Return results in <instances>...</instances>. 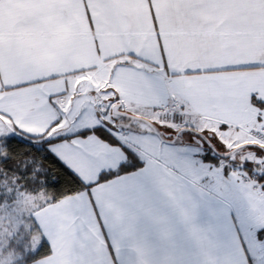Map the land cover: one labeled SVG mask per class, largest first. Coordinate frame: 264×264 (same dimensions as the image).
Listing matches in <instances>:
<instances>
[{
	"label": "crops",
	"instance_id": "crops-1",
	"mask_svg": "<svg viewBox=\"0 0 264 264\" xmlns=\"http://www.w3.org/2000/svg\"><path fill=\"white\" fill-rule=\"evenodd\" d=\"M81 83L103 87L111 115L117 103L149 128L183 123L166 133L264 127V0H0V138L69 136L47 148L90 185L32 210L34 249L44 239L51 253L22 264H254L230 202L194 176L213 165L198 152L179 164L126 135L142 165L98 182L126 154L76 133L101 127L126 145L94 106L63 132Z\"/></svg>",
	"mask_w": 264,
	"mask_h": 264
},
{
	"label": "rangeland",
	"instance_id": "rangeland-1",
	"mask_svg": "<svg viewBox=\"0 0 264 264\" xmlns=\"http://www.w3.org/2000/svg\"><path fill=\"white\" fill-rule=\"evenodd\" d=\"M102 89L103 87L99 88L95 83L88 86L78 85L75 97L78 96L81 102L80 104L72 102L73 107L70 110L72 114L64 115L66 122L63 132L74 131L84 126L86 110L91 106L99 110L97 112L102 123L108 121V128L117 129L115 124L118 113L115 110H112L115 115L109 113V103L104 98ZM166 117L167 114L160 115V119L154 122L161 128L158 129L160 135L147 125L128 118L123 119L130 122L129 125L119 128L117 134L124 136L123 141L127 140L126 135L133 136L130 142H134L141 149L158 156H167L172 162L179 164L187 163L188 158H192L190 154L197 152L199 154L203 148L219 156L220 153H225L220 156L219 166L216 164L203 166L204 164H201L203 162L200 161L199 165L202 168L199 167L193 174L230 202L237 228L254 257V264H264V248H261V245L264 246V189L244 168L245 165L253 167L254 175L264 172V150L258 149V139L250 132L257 127L251 126L247 133H201L195 130H186L180 134L174 131L166 133L167 130H177L183 124L170 122ZM145 130L146 133H133ZM2 140L3 138H0V159L4 157ZM167 140L175 143L165 144L163 141ZM123 143L135 154L140 153L139 149L128 141ZM195 157L190 163H196ZM1 194L5 199L0 202V264H17L22 261L26 252L35 250V240L38 236L31 212L36 206L47 202L50 197L43 190L35 193L20 190L14 181L6 180L0 182ZM253 243L258 244V258L253 252L251 246Z\"/></svg>",
	"mask_w": 264,
	"mask_h": 264
},
{
	"label": "trees",
	"instance_id": "trees-1",
	"mask_svg": "<svg viewBox=\"0 0 264 264\" xmlns=\"http://www.w3.org/2000/svg\"><path fill=\"white\" fill-rule=\"evenodd\" d=\"M251 100L256 101L254 98H251ZM88 133H95L110 143L120 145L127 158L126 162L121 164L117 170L102 173L98 182L108 180L118 174L133 171L142 165L133 151L123 146L114 136L101 127L84 129L76 134L85 136ZM66 137L69 136L47 139L44 134L29 136L21 133L18 136L12 135L3 138L4 157L0 159V182L3 180L14 181L20 190L30 193L43 190L50 197L47 202H54L82 190H88L90 185H85L47 148L49 142ZM210 152L203 148L198 155L202 161L218 165L221 159L220 156ZM223 168L226 167L223 166ZM244 168L249 174L253 171V167L249 165H245ZM254 177L261 188L264 189V172H260ZM4 199L5 196L1 194L0 202ZM50 253V246L44 239H41L38 247L33 252H26L22 261L17 264L28 263L48 256Z\"/></svg>",
	"mask_w": 264,
	"mask_h": 264
},
{
	"label": "built area",
	"instance_id": "built-area-1",
	"mask_svg": "<svg viewBox=\"0 0 264 264\" xmlns=\"http://www.w3.org/2000/svg\"><path fill=\"white\" fill-rule=\"evenodd\" d=\"M114 105H116L115 110H118L119 106L117 105V103L113 104L112 107ZM116 120H117V123L115 124V126L117 128L116 130H119V128H121V127H126L129 125L128 123H130V122H125L123 117H121V115H118V114H116ZM250 132H251V134H253V136L256 139H258V142L264 144V127L253 128ZM251 175L255 176L254 173H251ZM244 178L246 179L247 176H244Z\"/></svg>",
	"mask_w": 264,
	"mask_h": 264
},
{
	"label": "water",
	"instance_id": "water-1",
	"mask_svg": "<svg viewBox=\"0 0 264 264\" xmlns=\"http://www.w3.org/2000/svg\"><path fill=\"white\" fill-rule=\"evenodd\" d=\"M151 130H154L158 135H160L159 131L153 126V125H149Z\"/></svg>",
	"mask_w": 264,
	"mask_h": 264
}]
</instances>
